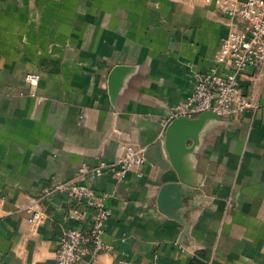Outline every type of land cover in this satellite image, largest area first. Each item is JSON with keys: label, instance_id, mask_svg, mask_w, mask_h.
I'll list each match as a JSON object with an SVG mask.
<instances>
[{"label": "crops", "instance_id": "obj_1", "mask_svg": "<svg viewBox=\"0 0 264 264\" xmlns=\"http://www.w3.org/2000/svg\"><path fill=\"white\" fill-rule=\"evenodd\" d=\"M228 34L214 6L0 0V264H56L63 234L88 231L93 212L45 190L128 146L144 164L94 182L110 196V249L81 264H264V67L242 79L256 108L205 119L178 160L166 143ZM30 207L47 221L30 223Z\"/></svg>", "mask_w": 264, "mask_h": 264}, {"label": "built area", "instance_id": "obj_2", "mask_svg": "<svg viewBox=\"0 0 264 264\" xmlns=\"http://www.w3.org/2000/svg\"><path fill=\"white\" fill-rule=\"evenodd\" d=\"M176 2L214 6L227 19L229 34L223 40L214 66L207 73L197 74L190 95L184 102L172 109L169 122L185 117L197 119L205 112L214 113L217 118L234 120L246 110L256 108L243 94L242 79L249 71L264 67V0H173ZM27 82L37 86L40 75L29 74ZM142 148L128 146L124 155L114 162L101 160L97 165L83 163L71 180L57 181L45 190V197L54 193L67 194L78 206L92 210L93 218L88 231L74 228L67 230L59 244L56 264H81L87 256L96 258L110 249L103 235L112 216L108 206L109 194L99 192L94 182L106 171L119 181L144 164ZM29 222L44 224L47 214L30 207ZM69 217L81 219L79 209L71 210ZM92 264H98L94 262ZM211 264V263H210Z\"/></svg>", "mask_w": 264, "mask_h": 264}, {"label": "water", "instance_id": "obj_3", "mask_svg": "<svg viewBox=\"0 0 264 264\" xmlns=\"http://www.w3.org/2000/svg\"><path fill=\"white\" fill-rule=\"evenodd\" d=\"M217 116L212 112H205L197 119L185 117L176 118L167 130V149L174 160H178L179 155L184 150L188 139L196 137L205 119Z\"/></svg>", "mask_w": 264, "mask_h": 264}]
</instances>
